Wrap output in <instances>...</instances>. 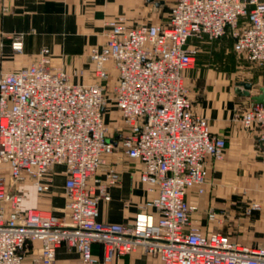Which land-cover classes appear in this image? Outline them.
Returning a JSON list of instances; mask_svg holds the SVG:
<instances>
[{
	"label": "built area",
	"instance_id": "built-area-1",
	"mask_svg": "<svg viewBox=\"0 0 264 264\" xmlns=\"http://www.w3.org/2000/svg\"><path fill=\"white\" fill-rule=\"evenodd\" d=\"M226 33L236 51L264 63V0H171L164 22L129 24L118 15L103 42L88 48L89 81H74L55 66L48 47L35 61L0 72V164L9 169V179L0 174V264H53L61 244L87 264H114L136 249L162 264H264V242L202 230L192 221L197 204L186 197L189 189L204 191L207 158L222 159L226 148L225 137L193 110L184 83L196 51L190 39ZM22 35L11 42L15 51ZM108 103L121 119L112 139ZM234 118L257 132L264 156V105L253 102ZM117 150L138 162L133 172L145 190L128 222L99 219V202L120 181L108 161ZM57 164L64 176L61 213L22 208L18 184L30 179L38 192L48 191ZM261 207L251 198L243 214ZM205 215L220 223L224 210L209 205Z\"/></svg>",
	"mask_w": 264,
	"mask_h": 264
},
{
	"label": "crops",
	"instance_id": "crops-1",
	"mask_svg": "<svg viewBox=\"0 0 264 264\" xmlns=\"http://www.w3.org/2000/svg\"><path fill=\"white\" fill-rule=\"evenodd\" d=\"M151 7L156 8L157 5L148 0H0V72L16 70L35 61L40 50L48 47L55 66L69 72L74 81H89L88 48L91 44L103 42L108 21L121 14L139 21L141 10L147 11ZM18 33L23 34L21 51H15L11 46ZM222 37H230L233 44L234 40L229 33ZM190 42L192 43V38ZM78 69H82L84 75L73 73ZM193 76L189 70L186 72V86L194 81L190 82ZM227 83L221 78L205 79L199 85L200 95L198 87L194 90L191 88L190 92L188 90L193 110L208 119L213 134L225 137L226 148L222 159L207 158L204 191L196 193L189 189L186 197L197 204V210L192 213V221L202 230L220 231L244 243L256 244L264 242V193L242 195L232 184L264 186V168L260 172L263 154L257 132L246 130L234 118L236 112L253 103L252 98L244 94L243 89L240 90L237 85L233 87L232 93ZM260 86L250 89V93L257 94ZM119 120L114 129L121 123V119ZM110 134L116 138V132ZM108 161L119 170L120 181L109 188L111 198L99 202V219L128 222L132 220L138 203L145 198L144 186L138 179L137 172H133L139 164L125 156L121 150L110 155ZM62 169L61 164L53 167L52 184L46 192H38L33 189L30 179L25 180L30 188L24 199V206L48 209L60 214L65 201ZM248 198L259 199L262 207L252 215L245 216L242 214V205ZM125 202H128L127 205ZM209 205L217 210H224L222 222L207 220L205 210ZM38 244V241L32 242L34 246ZM93 252L101 255L99 244L93 245ZM29 257L30 254L27 253L26 259ZM53 264L87 263L81 260L75 248L61 244L56 249ZM114 264L162 262L158 256L136 249L118 256Z\"/></svg>",
	"mask_w": 264,
	"mask_h": 264
},
{
	"label": "rangeland",
	"instance_id": "rangeland-1",
	"mask_svg": "<svg viewBox=\"0 0 264 264\" xmlns=\"http://www.w3.org/2000/svg\"><path fill=\"white\" fill-rule=\"evenodd\" d=\"M170 3L171 0H167L158 5L156 8L151 7V9H147V11H143L142 9L140 12L141 15H139V21L132 20L130 17H126V15H124L125 20L129 24L137 22H164L167 19ZM192 43L194 44L196 50L195 58L191 67H189L184 73V77L188 70L190 75H194L193 78H190V82L194 81L192 83H187L189 92L191 88L194 90L198 87L199 89V85L201 83L203 84V80L205 79L212 80L221 78L226 80L228 82L227 87L232 93L233 87L237 84L240 90L243 89V86L241 85L242 81L250 82L252 84L251 89H257L259 85H264V63L261 64L253 62L247 58L244 52L236 51L230 37H220L214 40H209L203 37H193ZM80 71H82V73ZM67 73L69 74V72ZM73 73L84 75L82 69L74 70ZM197 91L198 95H200L201 88ZM239 93L241 92L239 91ZM104 118L108 126V131L115 134L116 131L114 129V125L120 122V118L119 112L113 103H108L107 109L104 112ZM110 133H108L109 138L112 139V135ZM261 159H263L261 160L262 167L260 169V172L262 173L264 168L263 155H261ZM0 174L4 175L6 179H9V169L5 163L0 164ZM29 186L30 185L26 184L24 181L18 184L19 189L24 191V199L28 195ZM232 186L239 192V194L246 196L251 195L252 193H264V186L260 185L249 186L246 184H232ZM33 189H35L34 185ZM24 199L20 204L22 208H26V206H24ZM250 199L251 198H248L244 201V204L242 205V214L244 206Z\"/></svg>",
	"mask_w": 264,
	"mask_h": 264
},
{
	"label": "water",
	"instance_id": "water-1",
	"mask_svg": "<svg viewBox=\"0 0 264 264\" xmlns=\"http://www.w3.org/2000/svg\"><path fill=\"white\" fill-rule=\"evenodd\" d=\"M148 1H153L155 5L157 6L164 2L163 0H148ZM241 85L243 86L244 94L249 95L252 98L253 102L262 103L264 105V85L260 86L259 88L260 91L257 94L250 93V89L252 86L250 82L242 81ZM237 87H238V84H237Z\"/></svg>",
	"mask_w": 264,
	"mask_h": 264
}]
</instances>
